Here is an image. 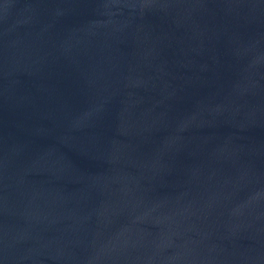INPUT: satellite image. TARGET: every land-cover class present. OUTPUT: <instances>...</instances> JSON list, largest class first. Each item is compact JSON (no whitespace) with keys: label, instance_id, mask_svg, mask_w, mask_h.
<instances>
[{"label":"water","instance_id":"1","mask_svg":"<svg viewBox=\"0 0 264 264\" xmlns=\"http://www.w3.org/2000/svg\"><path fill=\"white\" fill-rule=\"evenodd\" d=\"M0 264H264V0H0Z\"/></svg>","mask_w":264,"mask_h":264}]
</instances>
